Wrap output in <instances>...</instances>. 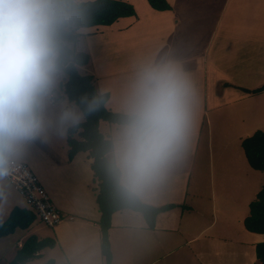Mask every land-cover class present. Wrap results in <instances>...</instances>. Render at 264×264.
<instances>
[{
	"label": "crops",
	"instance_id": "0c3cea01",
	"mask_svg": "<svg viewBox=\"0 0 264 264\" xmlns=\"http://www.w3.org/2000/svg\"><path fill=\"white\" fill-rule=\"evenodd\" d=\"M8 1L7 11L0 14V23L5 22L4 31L8 23L20 28L18 35L22 40L16 56H21L26 43L30 46L29 59L32 60L33 51H42L44 48L40 44L33 43L31 46L27 42V27L28 24L33 25L32 21L25 13L26 9L12 12V0ZM123 1L133 6L134 16L119 18L108 26L77 29L76 42L80 38L85 40L88 47L85 53L89 56L87 64L78 66L77 70L81 75L93 76L97 93H108L105 107L110 111L145 118L174 115L176 130L161 127L147 132L145 146H140L133 138L135 134L132 126L107 125V122L100 120L98 129L112 141V155L120 170L121 185L146 204L160 206L173 203L176 206L159 213L153 229H148L143 217L136 211H115L108 229L112 256L110 264H114L115 260L112 237L115 241L113 232L117 230L114 228H128L126 230L129 232L137 233L134 236L137 235L136 239L142 242L145 255L148 256L149 252L153 254L151 263L176 262L173 255L179 247L185 248V262L192 258L188 264L257 262L254 246L264 241V234L247 231L243 219L248 215V205L263 182L254 185L247 177L238 178L241 190L234 204L231 205L232 201L227 197L224 201L221 198L219 203L217 200L211 202L209 208H204L195 216V208L189 200L195 196L206 202L210 194L207 183L209 190L214 189L216 193L219 186L215 189L214 184L219 185L228 179L219 178L216 182L213 175H208L204 189L201 180L193 182L191 197L188 195V179L192 168L198 172L205 164V142L201 135L204 114L212 111L223 113L222 110L231 103L250 97L256 100L264 92L244 91L254 87L248 88L244 82H236L229 66L226 68L222 65L235 56H249L250 63L258 64L255 63V56L257 61L261 55H255V49H260V52L264 50V0H166L170 9L163 11L152 9L147 0ZM15 13L20 14L21 20L9 21ZM33 38L32 32L30 39ZM9 60L10 94L0 106V162L10 157L26 163L60 212L61 220L58 223L60 225L52 228L35 216L27 228H16L13 233L0 237V250L3 254L6 250L13 251V258L29 236L38 240L48 238L33 233L37 223L52 230L53 237L49 239L53 240L54 245L46 248H57L60 254L74 256V264H104L97 225L100 212L88 190L90 172L92 174L91 159L86 152H77L71 159L68 158L67 129L82 122L83 114L64 95L60 86L64 78L48 89L40 76V66L33 83L37 120L34 125H27L20 115L19 103L25 93L24 84L29 67L25 79L15 85L17 70L13 60ZM244 71L250 76L256 70L250 71L244 67ZM261 75L262 84L264 73ZM76 107L80 113L74 111ZM73 117L76 120H71L75 119ZM207 125H210L209 120ZM103 127L107 130L102 132ZM182 134L186 135V139L178 142L175 136ZM71 137L80 139L77 131ZM183 149H190L188 156L191 165L186 177L180 181V177L173 176L174 172L167 161L171 158L178 164H175L176 167L182 168L183 164H187V158L180 161ZM208 165L211 172L210 162ZM0 179L9 185L0 183V207L4 208L0 212L1 223L15 207L27 211L31 209L3 177L0 176ZM214 211L219 213L220 225L216 228L202 222L205 215ZM130 216L136 217V226L133 222L129 224ZM181 232L185 235H180ZM46 248L24 264H35L44 256L43 250ZM1 257L0 264L8 261L5 256ZM66 258L67 264H70V258ZM49 260L59 264L53 256L46 258L44 264Z\"/></svg>",
	"mask_w": 264,
	"mask_h": 264
},
{
	"label": "trees",
	"instance_id": "16d2710c",
	"mask_svg": "<svg viewBox=\"0 0 264 264\" xmlns=\"http://www.w3.org/2000/svg\"><path fill=\"white\" fill-rule=\"evenodd\" d=\"M148 5L158 11L169 10L166 0H147ZM8 0H0V14L6 11ZM28 15L33 20V39L28 40L43 46L42 51L35 50L25 79V93L19 103V112L27 125L37 120L34 79L40 66L53 55V67L59 71L64 82L60 85L67 99L73 102L83 114L84 120L67 129L68 158L77 152H86L91 159L90 169L96 181L95 201L100 212L97 225L100 234V252L104 264H110L111 252L108 241V229L111 216L115 211L130 209L141 214L148 229L154 228L156 216L174 208L167 203L153 206L142 202L132 191L120 184V171L113 160L108 158L112 150V141L105 138L98 129L100 120L132 126L139 144L145 145V134L149 131L167 127L176 130L174 115L166 118H145L136 114L113 112L105 107L108 93H97L93 85V76L79 74L77 67L84 66L89 60L87 53H73L66 43H73L78 37L77 29L93 26H108L117 19L134 16L133 6L123 0H32L24 1ZM1 35V30H0ZM10 60L0 44V106L10 94ZM244 91L259 93L264 90V82L257 88ZM77 131L80 139L71 137ZM5 134V133H4ZM244 157L252 169L264 172V131L256 130L240 142ZM248 215L243 219L244 228L253 233L264 234V185L248 205ZM35 219L30 210L13 208L7 218L0 223V237L13 233L16 228L25 229ZM52 239L38 240L29 236L16 251L8 264H24L38 256V252L52 247ZM257 262L264 264V241L254 246ZM46 264H53L51 260Z\"/></svg>",
	"mask_w": 264,
	"mask_h": 264
},
{
	"label": "rangeland",
	"instance_id": "374dc122",
	"mask_svg": "<svg viewBox=\"0 0 264 264\" xmlns=\"http://www.w3.org/2000/svg\"><path fill=\"white\" fill-rule=\"evenodd\" d=\"M24 1L25 0H12L11 2V4L13 5L12 12L17 11L20 8L24 10L26 9L25 13H27V16L30 18V16L28 15V9L25 8L24 6ZM32 1L38 2L39 0H32ZM8 6L6 8V11L8 9ZM10 17L11 18L9 19V21H13L14 19L21 20V16L19 13H15ZM31 21L33 24L32 19ZM4 24L5 22L0 23V30H1L0 44L4 47L8 58L9 59L11 58L13 60L15 69L17 70V73L15 74L14 77V82L16 85V83L21 82L25 79L24 77L26 75L27 68L29 67V63L31 64L32 60L29 59L31 58V55H29L30 46L25 43L24 45L25 48L24 47L22 48L21 56L20 57L16 56L17 54H19L18 49L20 47V41L22 40V37L18 35V33H20L21 30L19 27H15L14 25L10 26V23H8L6 24L4 31L3 29ZM11 27L14 28L12 29ZM31 33H32V25L28 24L27 33H26L27 42L28 40H30ZM66 44L68 47H70L73 53H81V52L85 53L88 51L87 43H85V40L81 38L77 42L75 41L73 43H66ZM237 45L239 46V43H237ZM244 50H242V52H244ZM259 52L260 49H255V55H261V57L257 58V61H256L257 56H255V63L259 64L260 69L258 68V64L254 65L253 63L249 62L250 59L249 56H243L241 58L235 56V58L233 57L230 59H228L227 57L228 60L224 59L226 61L223 62L222 65L226 68L229 66V71L235 76L233 78L236 82H242V83L244 82L246 84V87L255 88L261 84L260 81L263 80L261 79L262 78L261 74L264 73V50L260 52V54ZM54 57L55 55H53L48 61L44 62L39 70L40 76L46 82L48 89L55 87L57 81L60 80L61 78L62 79L64 78L63 75L60 72H57V70L54 69L53 67ZM244 67L247 70L253 71L255 69L256 71H253L252 74L249 76L248 73L244 71ZM258 83L260 84L258 85ZM228 106H226L222 110L223 113H216L215 111L206 112L201 120V125L203 126L201 130L202 131L201 135L203 141L205 142V147H204V155L206 156L204 161L205 164L201 169H199L198 172H195L194 169L192 168L191 175L189 176L188 179V195L189 197H191L190 188L193 182L196 183V182H200L201 180V183L204 184V186L202 187L204 189L206 185L205 182H208V178H209L208 175H213L216 182L218 181L219 178L226 179L227 177L228 180L227 181L223 180V183L220 182L219 185L214 184L215 189L219 186L216 193H214V189L209 190V183H207L206 186L210 194L207 196L206 202H203V200L195 196H193V200H189V202H191L195 208V216H197L198 213L204 208H209L211 202L217 200V203H219L221 198H223L224 201V199L227 197L232 201L231 205L234 204L238 196H240L241 185L239 181L243 177L249 178L251 183L254 185H258L259 181H262L263 182L262 185H264V174H263L264 172L250 168V166L247 164V161L244 158L243 150L240 145V141L250 136L254 131L256 130L264 131V92L256 100H252V98L250 97L244 100L243 99L239 100L237 103L235 101L234 103H231V105ZM74 111L80 113L77 107L74 108ZM19 119H21L20 116ZM71 120H76V118ZM208 120L210 121V125H207ZM107 125H109L108 122ZM106 127L102 128V132L107 130ZM205 131L207 133H205ZM126 134H128V132ZM185 134H182V136L181 135L175 136L178 142L179 141L184 142V140L186 139ZM114 135H116V133H114ZM133 138H135L134 135ZM0 141H1V133H0ZM187 144L191 147L190 143L187 142ZM139 145L142 146L141 144ZM145 145H146V140H145ZM190 153H191L190 149H183V151L181 152L182 157L180 161L187 158V164L186 165L183 164L184 166H182V168H180V166L176 167V165L178 164L172 161L171 158L170 160L167 161L170 164L171 170H173L174 172L173 176L180 177V181H183V179L187 175V172H189L190 170L188 169L189 166L191 165L190 158L188 156V154ZM108 158L114 161L112 150L108 155ZM172 158H174V155ZM208 162H210L211 172H209ZM173 182L176 181L173 180ZM0 183L5 186H9L6 183H3L2 179H0ZM95 187H96V181L93 177V174H91L90 172L88 190L90 191V194L94 198V202L96 203ZM2 188H4V186H2ZM7 189L10 193H12V195H15V192L12 191L9 187H7ZM228 191L230 193L226 194L225 192ZM3 211L4 208L0 207V212L2 213ZM218 215H219L218 211L209 212L207 215L203 217L202 222L204 224H211L213 228H216L220 225ZM136 220L137 219L135 216L134 217L130 216L129 224H132L131 222H133V225L136 226L137 224ZM58 225L60 224H57L52 228H55ZM114 229L117 230L116 232H113V234L116 236V240L114 241L112 237L113 253L115 257L114 264H188L189 259L192 260V258H189L188 261L185 262L184 260L185 248L179 247L175 252V254L173 255V258L176 260V262L173 261V262L151 263V260L153 258L152 252H149L148 256L145 255L144 247H142V242L140 241V239H136L137 235L134 236L135 232L132 233L129 232L128 230H126L128 228H114ZM121 229L122 230L125 229V230L122 231ZM33 233L41 236V238L53 237L52 230H50L49 228L45 227L42 224L35 223ZM180 235L184 236L185 234L181 232ZM236 235L238 234L236 233ZM43 253L44 256L41 259L35 261V264H44L46 262V258L48 259L49 256L55 257L56 260L59 261V264H67L66 257H69L70 264H74L73 263V260H75L74 256H69L64 253L60 254L57 248H54L53 250L46 248L43 250ZM12 254L13 251L6 250L5 254H3L2 250H0V256H2L1 259L4 256L5 258H8V261L5 262L4 264H8L9 260L12 258ZM226 255L227 253L225 254V256ZM191 264H197V263L192 262Z\"/></svg>",
	"mask_w": 264,
	"mask_h": 264
},
{
	"label": "built area",
	"instance_id": "2783aa9c",
	"mask_svg": "<svg viewBox=\"0 0 264 264\" xmlns=\"http://www.w3.org/2000/svg\"><path fill=\"white\" fill-rule=\"evenodd\" d=\"M0 175L24 199L27 207L41 223L54 227L60 222V212L26 163L15 158H5L0 162Z\"/></svg>",
	"mask_w": 264,
	"mask_h": 264
}]
</instances>
